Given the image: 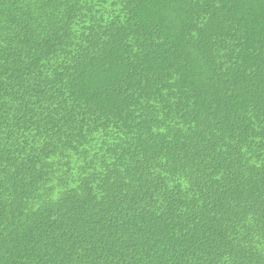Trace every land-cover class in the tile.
Returning <instances> with one entry per match:
<instances>
[{"label":"trees","instance_id":"16d2710c","mask_svg":"<svg viewBox=\"0 0 264 264\" xmlns=\"http://www.w3.org/2000/svg\"><path fill=\"white\" fill-rule=\"evenodd\" d=\"M0 264H264V0H0Z\"/></svg>","mask_w":264,"mask_h":264}]
</instances>
